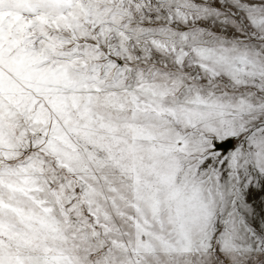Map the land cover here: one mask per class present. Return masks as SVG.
Masks as SVG:
<instances>
[{"label":"snow or ice","instance_id":"obj_1","mask_svg":"<svg viewBox=\"0 0 264 264\" xmlns=\"http://www.w3.org/2000/svg\"><path fill=\"white\" fill-rule=\"evenodd\" d=\"M0 264H264V0H0Z\"/></svg>","mask_w":264,"mask_h":264}]
</instances>
